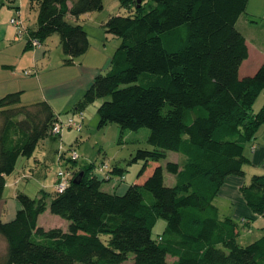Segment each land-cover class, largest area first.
Listing matches in <instances>:
<instances>
[{
	"label": "trees",
	"instance_id": "16d2710c",
	"mask_svg": "<svg viewBox=\"0 0 264 264\" xmlns=\"http://www.w3.org/2000/svg\"><path fill=\"white\" fill-rule=\"evenodd\" d=\"M120 1L136 12L103 23L121 44L109 70L94 78L69 117L102 99L101 127L151 130L153 149H139L133 158L145 161L139 177L155 165L144 181L120 193L122 167L110 168L107 179L98 176L95 162L79 165L66 156L76 149L65 146L63 134L75 128L53 132L60 114L49 101L22 104L21 91L0 97V199L19 160L31 157L48 137L60 143L57 161L74 163L65 191L43 189L37 197L18 191L15 217L0 219V264H264V235L240 244V223L216 203L228 177L246 173L248 148L264 127V105L253 110L264 94V63L252 76L240 74L249 46L237 23L249 0ZM103 7V0H39L37 25L28 28L23 20L22 36L14 29L29 47L58 34L64 61L71 64L90 47L88 31L71 18ZM169 151L186 157L182 165L167 164L177 179L173 186L159 165ZM114 174L120 182L114 191L104 190L102 183ZM241 191L252 210L264 215V174H254ZM47 210L68 220L67 229L41 225ZM161 218L166 229L155 237Z\"/></svg>",
	"mask_w": 264,
	"mask_h": 264
},
{
	"label": "rangeland",
	"instance_id": "374dc122",
	"mask_svg": "<svg viewBox=\"0 0 264 264\" xmlns=\"http://www.w3.org/2000/svg\"><path fill=\"white\" fill-rule=\"evenodd\" d=\"M1 2H4L5 5L0 7V63L5 61H14L17 60V57H21L22 51L20 47L22 45H19L20 40L16 39L17 43L14 45L13 48H8L9 40L8 38H3V33H7V37H10L13 33V37L15 36L14 27L10 24V18H12L13 14H16V7L12 8V6H20V10H22L23 14V20L25 22V25L28 28H34L37 25V15L39 10V0H0ZM9 7L8 6V4ZM104 7L101 11H94L87 14L82 15L79 19L76 20V18H71L73 20V23H76V21L80 24H82L85 29L92 35V37L96 40V37L99 38V34H103V32H106L103 23L111 16V15H132L136 12V8L128 9L121 5L120 0H103ZM149 9V8H148ZM15 16V15H14ZM241 27V25H240ZM250 35V33H249ZM20 42V43H19ZM94 43V42H93ZM47 46H49V49L52 50V53H54V62L53 66H50V57H46L45 60H41L36 64L35 68L36 70L41 72H45V69H47V73H50V76L47 78L49 83L52 84H59L58 87L54 88L53 90L62 91L66 88V90H69V92H66L65 94L58 93L61 101H59V104H56V111L62 114V117L64 120L68 119V117L73 115L72 108L78 104V102L83 98L84 92L82 91V86H79L74 81V78L77 74L76 67H73V65H68V67H57L58 63L56 60V52H59V50L62 51V48L60 46V37L58 34H54L47 38L46 43ZM121 44V39L114 36L109 35V40L106 42V50L110 53H114L116 49ZM96 45V46H95ZM93 48V46H91ZM100 44L99 41H95L94 48L92 49L93 52L99 53L96 51L95 48H99ZM3 55H5L3 57ZM29 58V54L27 55ZM27 57L24 58V60L28 59ZM105 61V60H104ZM109 60L108 64L105 66V68H102V73H106L109 70L110 65ZM64 62V61H63ZM31 64V63H30ZM26 65V62L20 63L18 66H16V73L17 78H25V79H32V77L24 76V67ZM31 65H27L25 68L28 69ZM109 66V67H108ZM107 68V69H106ZM4 75L5 78H9V72ZM40 74V75H41ZM3 77V78H4ZM73 80V81H72ZM29 88V91L26 95L27 98L33 99L34 94L31 93V91L34 90V85L29 84L26 86ZM66 97V101L62 100L63 97ZM102 99L95 101L94 103L87 104L84 107V112L86 115V119L84 122V127L81 132L76 131L75 129H68L63 134V139L65 141V146L74 145L76 151L80 155V159L76 164H84V163H91L95 162L96 167L95 171L98 174L99 177L101 175L106 174L109 172L110 168H113L115 166L122 167L124 169V179L122 181V184L118 188V191L120 193H124L127 189V187L131 184L137 183L138 181H144V179L147 177L148 173L152 171L153 166L155 165L153 162L149 165L146 172L139 177V173L142 170L145 161L140 159L138 161H134L133 158L136 156L139 149H149L152 150L153 146L149 144L148 138L151 133V130L147 127H143L139 130H124L122 129L118 124L116 123H109L103 127L99 125V115H98V107L102 103ZM35 103V102H34ZM22 104L28 105L32 104L31 102H22ZM264 105V94L261 93L258 98L256 99L253 110L259 111L261 107ZM76 116V115H75ZM264 127L260 128V131H262ZM259 131V132H260ZM259 136V134H258ZM77 140V142L74 143V141ZM57 147L59 146V142H56ZM68 148V147H67ZM72 155V151H68L66 156L70 158ZM186 161L185 155L176 152V151H169L167 153V157L159 161V165H161L164 169V178L165 183L168 186H173L176 184L177 179L176 176L172 173H170L167 170V164L168 162H178L181 165L184 164ZM74 165L73 162L67 161V159L63 160L62 162H58L56 158H54L53 161L48 162V173L49 178L48 180L40 183L34 179V177L28 176L27 174V180H21L22 187H25L27 183L28 186L26 189L22 188L20 191H27L28 195L32 197H37L41 195L42 189H44L46 192L50 194H56V181H57V172L60 168H68L72 167ZM107 165V169L105 171H101V166ZM20 166V165H19ZM19 170V167L17 171ZM17 171L13 173L14 176L17 175ZM47 171V169H46ZM26 177V176H24ZM53 177L56 179L53 181ZM121 176L119 175H113V177L102 183V188L106 191H114V187L117 183L120 182ZM251 181V180H250ZM250 183V182H249ZM10 206V205H9ZM9 214V211H3V219L4 221L11 220L15 217V215L11 218L7 216ZM41 225L45 226V228H54V227H63L67 229L69 225V221L62 218L61 216L57 214H53L50 210H47L45 213H43L40 216V222ZM253 224V221H252ZM166 229V221L164 219H159L157 224L155 225L153 229V235L155 237H159L164 233ZM264 227H254L251 229V231H248V227H240V236H239V243L242 245H247L251 243V241L259 239L264 235L263 233ZM108 236H105L107 238ZM170 259V258H169ZM171 260V259H170Z\"/></svg>",
	"mask_w": 264,
	"mask_h": 264
},
{
	"label": "crops",
	"instance_id": "0c3cea01",
	"mask_svg": "<svg viewBox=\"0 0 264 264\" xmlns=\"http://www.w3.org/2000/svg\"><path fill=\"white\" fill-rule=\"evenodd\" d=\"M3 5H5V3ZM14 7L16 6H12V8ZM14 15L15 14H13V16ZM237 26L239 30L245 35L249 46V58L244 61L240 70V74L241 77L252 76L264 63V0H249L247 10L240 17ZM3 34H4L3 38H8L9 40L8 45L10 46H8V48H13L14 45H16L17 43L16 41L18 39L20 40V42H22V43L19 42L20 43L19 45H22L20 47L22 51V55L21 57H17V60L14 61H5V62L1 61L0 97L10 92L21 91L23 103L24 102L34 103L41 100H47L52 104L53 108L56 111V104H59V101H61V99L58 98L59 97L58 93L65 94L66 92H69V90L71 89L66 90L65 88L62 91L53 90L55 87L57 88L60 83L59 84L49 83L47 78L50 76V73L52 71L47 73V69H45V72H42L41 74V72L39 73V71L35 69L37 68L36 64L41 60H45L47 56L50 57L49 59L50 66H53L54 53H52V50L49 49V46L45 44L47 39L43 42V45L40 47H29L27 45V38L25 37L21 39L18 38L16 32L14 37H13V33L11 34L10 37H7V33L5 32ZM88 34L90 40V47L88 51L84 55L75 58L73 63L71 64L65 63L64 59L66 56L63 53V51L59 50V52L55 53L56 55L55 61H57L58 63L57 67L63 68V67H68V65H73V67H76L77 74L73 78L74 81L77 84H79V86H82L81 89L83 92H85L86 89L91 85L94 78L99 73H102L103 70L102 68H105V66L108 64L109 60L112 58L114 54L107 51L105 47L106 42H108L109 40V34L103 32V34H99V38L96 37V40L92 37V35L89 32ZM95 41H99L100 49L95 48L96 51H98L99 53L93 52L92 50L94 48ZM91 46H93V48ZM28 54H29V58L27 56ZM4 56L5 55H3V57ZM25 57H27L28 59L24 60ZM24 61L26 62L25 67L27 65H31V66L27 67L28 69L24 67L23 70L34 71L32 75L27 76V77H32V79H25L22 77L17 78L16 77L17 75H15L16 66H18L20 63H23ZM7 72H9V76H10L9 78L4 77V75L7 76L6 74ZM23 75L26 76L25 73ZM29 84L34 85V90L31 91V93L34 94L33 99H29L26 97L29 91V88L26 86H28ZM67 96L68 94L65 97H63L62 100L66 101ZM75 108L76 106L74 107V109L72 108L73 110L72 113H74V111L76 110ZM60 116L62 117V114H60ZM258 134L259 136L257 137V139L253 143H251L249 146L250 148H248V155L251 161L249 164L245 166L246 173L243 176L233 175L228 177L226 183L224 184L220 192V195L216 199V203L220 209V212L224 216L233 217L235 220H237L240 223V226H243L245 228L248 227V231H251V229L256 226L259 228L264 227V215H257L252 210V208L246 202L241 191L242 186L249 183L254 174H264V129L260 131ZM57 141L58 140H55L52 137H48L42 140L31 157H27V158L25 157L19 160V163L15 170L17 171L19 167V170L17 171V175L14 176L12 173L11 175L7 176L4 195L3 198L0 199V219L4 218L3 211L6 210L9 211V214H7L9 218L16 215L17 210L19 208L18 202L16 200V196L18 191H20V189L27 188L29 183H27L25 187H22L23 184L21 185V180L23 181L29 179L27 178V175L30 176V178L34 177V179H36V181L40 183L44 182L45 180L46 181L48 180L49 178L48 162L53 161L54 158L57 157V153H56ZM252 146L253 147L255 146L253 150H252L253 148ZM54 180L56 179L53 177V181ZM24 192L28 193L27 191ZM39 222H40V218H39Z\"/></svg>",
	"mask_w": 264,
	"mask_h": 264
},
{
	"label": "built area",
	"instance_id": "2783aa9c",
	"mask_svg": "<svg viewBox=\"0 0 264 264\" xmlns=\"http://www.w3.org/2000/svg\"><path fill=\"white\" fill-rule=\"evenodd\" d=\"M10 24L15 27L16 32L19 36H22L24 32V24L23 19L21 17V12H17L15 16H13L10 19ZM33 45L38 47L39 41L34 40ZM34 71L33 70H26L24 71L25 74L31 75ZM85 114L83 111H79L78 115L76 117H68V119L64 120L61 116L59 117V121L55 124L53 128V132L55 134H61L66 127L71 128L74 127L77 131H82L84 127L85 122ZM255 148V146H254ZM62 148L59 152V158L62 156ZM72 160L78 161L80 159V155L76 150H72V155L70 157ZM107 165L101 166V171H105L107 169ZM106 177L107 179L110 177L109 172H107L104 175H101ZM74 177V170L71 167L60 169L57 174V181H56V191L63 192L67 189V187L70 185L72 179Z\"/></svg>",
	"mask_w": 264,
	"mask_h": 264
},
{
	"label": "water",
	"instance_id": "95a60500",
	"mask_svg": "<svg viewBox=\"0 0 264 264\" xmlns=\"http://www.w3.org/2000/svg\"><path fill=\"white\" fill-rule=\"evenodd\" d=\"M139 2H141V0H138ZM84 172L82 171L75 179L74 182H78L79 179L83 176Z\"/></svg>",
	"mask_w": 264,
	"mask_h": 264
}]
</instances>
